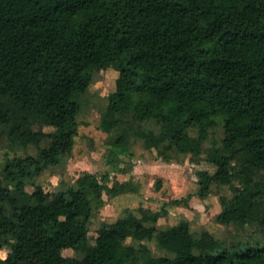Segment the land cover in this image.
Here are the masks:
<instances>
[{"label": "trees", "instance_id": "obj_1", "mask_svg": "<svg viewBox=\"0 0 264 264\" xmlns=\"http://www.w3.org/2000/svg\"><path fill=\"white\" fill-rule=\"evenodd\" d=\"M107 68L118 72L100 118L109 162L134 142L166 161L206 160L197 193L230 187L216 221L233 236L194 233L187 219L160 228L167 210L141 207L91 243L104 194L136 183L90 171L55 192L37 182L71 154L83 95ZM2 138L37 153L2 165L0 264H264V0H0Z\"/></svg>", "mask_w": 264, "mask_h": 264}, {"label": "rangeland", "instance_id": "obj_2", "mask_svg": "<svg viewBox=\"0 0 264 264\" xmlns=\"http://www.w3.org/2000/svg\"><path fill=\"white\" fill-rule=\"evenodd\" d=\"M118 72L107 68L98 73V77L83 95L82 110L78 115L77 134L72 152L56 167L46 169L37 182L49 192H55L63 185L75 183L83 171H90L102 176L109 173L111 185L115 180H132L138 186L135 192L122 193L109 198L104 194L106 203L95 212L89 225L90 242H94L97 230L103 223H112L121 217L126 209L139 215V208L160 210L165 208L166 215L158 220V227L165 228L187 219L194 233L207 230L216 238H230L237 232V227L216 221L221 211L220 195H232L228 185L214 186L213 192L202 198L198 195L197 171H214V166L202 159L195 162L189 154H179L170 161L163 160L155 150L144 148L141 142L131 144L129 152L118 154L110 159V134L100 127L101 112L107 104V96L115 89ZM38 127H36L37 129ZM43 131H52L54 127L44 126ZM45 142H42L44 145ZM210 141L207 145H210ZM34 145L10 148L5 138L0 139V171L8 157L36 154ZM258 178L264 183V171ZM28 191L34 186L26 185ZM173 199L186 200L172 203ZM250 228V227H249ZM250 229H248L249 231ZM130 242V240H128ZM154 255L166 254L157 247L155 240L146 241ZM0 252L7 255L9 249ZM67 256H80L81 253L68 248L63 251Z\"/></svg>", "mask_w": 264, "mask_h": 264}, {"label": "clouds", "instance_id": "obj_3", "mask_svg": "<svg viewBox=\"0 0 264 264\" xmlns=\"http://www.w3.org/2000/svg\"><path fill=\"white\" fill-rule=\"evenodd\" d=\"M5 256H4V253L0 252V259H4Z\"/></svg>", "mask_w": 264, "mask_h": 264}]
</instances>
